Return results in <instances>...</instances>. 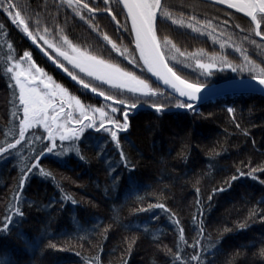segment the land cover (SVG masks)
Instances as JSON below:
<instances>
[{
	"label": "trees",
	"instance_id": "trees-1",
	"mask_svg": "<svg viewBox=\"0 0 264 264\" xmlns=\"http://www.w3.org/2000/svg\"><path fill=\"white\" fill-rule=\"evenodd\" d=\"M175 1L184 3L186 14L204 23L212 19L209 6L199 5L204 7L202 14L196 12L192 1ZM14 2L30 20L31 31L38 22L37 34H44L47 28V36L55 41L63 43L67 38L89 53L101 47L97 35L119 42V32L114 35L108 27L109 15L89 18L85 10L81 20L75 14L79 11L76 0L71 6L66 0ZM80 2L104 7L101 0ZM110 3L115 8L117 0ZM118 21L123 25L125 15L121 14ZM111 23L113 27L116 24ZM236 24L239 29L234 51L215 47L208 36L170 35L162 16L157 34L175 46L170 55L177 62H184L179 53H187L203 61L264 67V41L256 38L246 17L241 16ZM0 26V147H6V140L14 143L13 135L19 138V117L14 123L13 116L19 90L14 96L9 86L14 81L4 74L10 55L32 50L29 53L34 63L76 89L84 102L106 103L62 77L2 12ZM128 45L135 49L133 43ZM134 54L138 58L136 51ZM143 73L158 95L131 93L86 74H82L85 79L78 78L125 103L175 107L174 96L155 84L144 69ZM176 73L203 85L250 77L231 68L210 75ZM228 107L234 108V114L227 112ZM128 122L129 129L120 134V148L99 134L88 139L82 135L75 143L57 140L56 152L63 154L42 159L23 189L19 187L22 172L33 168L35 155L50 146L34 138L47 136V132L33 126L26 133L28 141H22L12 152L14 159L0 155V220L9 206H19L25 212L22 222L17 217L10 234L0 235V264H197L193 257L200 264L209 260L212 264H264V97L225 93L194 111H138ZM120 151L130 161L127 168L120 160ZM128 168L134 171L129 173ZM233 176L238 179L233 181ZM221 188L227 191L213 195ZM156 204H164L169 212L154 207L150 212L140 211Z\"/></svg>",
	"mask_w": 264,
	"mask_h": 264
},
{
	"label": "snow or ice",
	"instance_id": "snow-or-ice-1",
	"mask_svg": "<svg viewBox=\"0 0 264 264\" xmlns=\"http://www.w3.org/2000/svg\"><path fill=\"white\" fill-rule=\"evenodd\" d=\"M220 2L225 3L226 0H220ZM227 2L230 8H235L251 18V23L258 29L255 33L256 36L264 34V0H240L239 3H233L231 0H227ZM68 3L71 6L73 0H68ZM121 4L122 7H120ZM164 7V0H117L115 8L111 6L110 0H104V7L101 9L99 4L90 7L89 3H81L80 0H76L75 8L79 9V11H76L75 14L81 20H84L83 13L85 10L89 13V18L107 13L111 17L108 27L113 31V34L115 35L119 32L120 36L128 39L129 44L134 42L135 49H133V52L138 51L139 57L132 56L129 59L126 54L127 50L118 49L117 44L110 40L107 35L103 39L111 45V50H105L109 51V53L111 51H119V56L114 57V59L118 60L120 57L128 59V63L139 67L142 74H144L143 69L146 67L148 73H152L154 76L163 80L165 85H169L178 94V96L174 97L176 100V108L194 111L196 105L193 102L200 99L199 94L204 85L182 79L166 63V60H168V52H171L175 46L169 47L171 43L169 39L167 37H160L157 34L160 31L159 25ZM0 12L6 14L11 24L26 34L32 40L33 44L37 40H43L49 48L54 47L46 39L49 31L47 28L43 29L45 35H38L40 26L37 22L36 30H29L30 20L22 15V10L19 9L14 0H0ZM121 14H125V22L123 25L118 21V17ZM112 21L116 22L114 27L112 26ZM128 21L131 24L130 28L128 27ZM120 36H117V39ZM63 45L67 46L63 50V46L55 47V51L58 53L57 60L62 57L63 61H66L72 66L73 70L67 68L64 70L71 76L72 80L77 81L84 89H88L89 84L85 83L83 79H79L77 74H74V71L77 69L80 74H86L87 77H94L98 81L117 86L122 90L128 89L131 93H141L145 97L149 94L158 95V93L153 92L145 79H140L132 71H126L118 64L108 62L87 51H82L80 48L73 46L67 38L63 40ZM12 49L13 46L10 44L9 52H12ZM17 56H19L18 59ZM141 61L143 62L142 64L140 63ZM25 63L28 64L27 68L24 67ZM196 63L198 68L207 74H211V69L216 67L215 63H201L200 60H197ZM220 63L222 65L220 68L221 71L228 67L234 73L243 74L247 72L251 79L260 88L264 89V67H259L258 69L256 67H236L229 64L227 60H222ZM261 63L264 64V61ZM5 64L7 65L4 72L5 76L10 82L14 81V83H10L9 85L13 91V95L15 96L16 89L19 90V103L16 105V112L13 114L14 123L15 118L19 117V138L13 135L11 139L14 143H9L6 140V147H0V155L5 156V158L14 159L15 157L12 156V152L18 145H21L22 141H28L26 133L34 125L37 127L42 126L47 132V136L41 134L40 137H35L34 139L47 141L50 145H46L43 151L35 155L34 159L37 163L33 168H28L22 172V178L19 181V187L21 189L31 179L33 172L39 166L42 159L53 154H63L56 152L57 139L60 142L71 141L75 143L81 140L82 135L84 139H88L89 136L99 134L100 138L107 140L109 143L114 142L116 148L121 147L120 133H126L129 129V110H135L137 103L125 106L124 100L117 102V107L125 106L124 121L121 123L119 119L115 118L117 107H111L107 103H105L104 107H86L76 97L68 96L66 89L62 88L59 84H55L50 76H46L42 68L36 67L32 63V56L28 51H24L22 55H19V53L10 55L5 60ZM59 67H64L63 62L59 63ZM91 91L96 93L98 89L94 86L91 88ZM98 94L99 96L105 97V101L113 99L111 95H107L104 91H99ZM139 99L140 97H137L138 101ZM108 107H111V114L106 111ZM152 107L158 113L165 110L164 105L161 104L154 103ZM227 112L234 114L235 110L232 107H228ZM120 160L124 167L127 168L130 161L124 151H120ZM40 171L45 177L48 175L43 172V169ZM128 171L131 173L134 169L128 168ZM240 176H244V173L241 172ZM237 179V176L232 177L233 181ZM225 191L227 189H215L213 195ZM14 199H16V196H14ZM211 199L212 196L209 197V201ZM72 203L76 204L77 202L72 200ZM153 207L159 209L161 212H169L164 204L149 205L147 209H141L140 211L150 212ZM8 212H11V215ZM8 212H5L4 219L0 220V225L3 226L0 229V235L11 233L14 223H17V217L19 218V222H22L25 218V212L19 206H9ZM180 231L183 233V229H180ZM181 238L183 239V236ZM193 259L197 260V264H200L197 257H193ZM206 264H212V261L209 260Z\"/></svg>",
	"mask_w": 264,
	"mask_h": 264
},
{
	"label": "flooded vegetation",
	"instance_id": "flooded-vegetation-1",
	"mask_svg": "<svg viewBox=\"0 0 264 264\" xmlns=\"http://www.w3.org/2000/svg\"><path fill=\"white\" fill-rule=\"evenodd\" d=\"M88 1H91V0H88ZM101 1H104V0H101ZM188 1H192L194 3V7L196 9V12L202 13V14L205 13V11L203 12L204 7H202V6L199 7V5L203 4V5L209 6V9H208V11L210 13L209 17L212 19L210 21L204 23L203 19H201V18L198 19V18H195L193 16L186 14V5L184 3H181V2H178L175 0H167V3L165 4L164 11L161 14V16H162L163 20H165V25L167 26L169 34L174 35V36H179L181 34L189 33L191 35H196L197 37L208 36L215 43L214 44L215 47L218 46V47H221V48L229 50V51L236 50V48H237L236 33H237V30L239 29L237 27L236 23L238 22V20H241V16L243 17L244 15L237 12L240 15L239 16L238 14L233 12L234 10H232L230 8H226V7H223V6L208 2V1H205V2H202L199 0L198 1L197 0H188ZM199 10L200 11L202 10V12H199ZM244 17H246V16H244ZM249 22L253 27V24L251 23L250 20H249ZM253 29H254V27H253ZM254 32H255V30H254ZM22 34L25 37L24 33H22ZM38 35H45V34H38ZM100 36L101 35H97V37L100 39V42H101L100 43L101 47L99 48L98 51H96L97 55H101V56L104 55L103 57H106V58L109 57L111 59H113L114 56H116V57L119 56V51H111V53H109V51L105 50V49L111 50V45L108 44L107 41H104V39ZM256 38L258 39L257 36H256ZM46 39L49 42H51L54 45V47L49 48L48 45L45 44L43 40H37V42L57 63L63 62L64 68H67L69 70H73L72 66L69 65L66 61H63L62 57L59 58V60H57L58 53H56L55 47L63 46L62 47V50H63L67 46L63 45V43H61L60 41L58 42V41H55L53 38H49L48 36H46ZM26 40H27V38H26ZM119 42L120 43H126V45H127L128 39H125L124 36H120ZM72 45L75 46L74 44H72ZM31 47L33 50L36 51V49H34V47L32 45H31ZM75 47H77V46H75ZM117 47L120 50H124V47H122L121 44H119V43H118ZM169 47H172V45L170 44ZM128 48L129 49L127 50L126 54L128 55V58L131 59L132 56H135V54H134L135 52H133L131 50L130 46H128ZM81 50L84 51L83 49H81ZM30 51H32V50H29V52ZM110 54H113V55L110 56ZM179 55H180V58L184 61L183 63L188 65V67L184 66V64L182 62L175 61L174 55H168L169 57H168L167 62L170 64V66L173 68L174 71L181 73V74H184V75L185 74L210 75V74L204 73L201 69L198 68L196 61L199 59H196L195 56L189 55L187 53H179ZM118 61L120 62V64L123 65V66L121 65L123 69L124 68L127 70L129 69L128 71H133V73L135 75H137L138 77H140V79L146 80L145 74H142L141 69L134 64H129L128 59H124L123 57H120V59H118ZM201 61H203V60H200V62ZM207 61H210V60H205V61H203V63H208ZM214 61L217 62V64H216L217 66H216V69H211V74L214 71H221L220 68L222 67V65L220 63L221 60H214ZM124 66H126V67H124ZM229 69L230 68H227L224 70H229ZM45 71H47V70H45ZM187 71H190V72H187ZM50 74L53 76V78H55V75L53 72H50ZM74 74H77L78 76L85 79V77L79 73L78 69L74 71ZM56 80L59 81L57 78H56ZM62 84L66 90L69 91L70 89H72V88H70V86L64 84L63 82H62Z\"/></svg>",
	"mask_w": 264,
	"mask_h": 264
},
{
	"label": "water",
	"instance_id": "water-1",
	"mask_svg": "<svg viewBox=\"0 0 264 264\" xmlns=\"http://www.w3.org/2000/svg\"><path fill=\"white\" fill-rule=\"evenodd\" d=\"M226 8H230L229 4L226 0L225 3H221L220 0H205ZM231 2L233 3H239L240 0H231ZM122 7V4L120 5ZM244 16H246L250 21L251 18L248 17L245 13H241L239 12L237 9L235 8H230ZM107 14V13H105ZM108 15V14H107ZM125 15V14H124ZM116 23V22H115ZM253 24V23H252ZM128 27H131L130 21H128ZM255 33L256 31H258V29L256 28V26L253 24ZM25 37L27 38V40L30 42V44L34 47V49H36V51L52 66L55 68V70L62 76L64 77L67 81H69L70 83H72L74 86L78 87L79 89L95 96L96 98H99L100 100L110 103L112 105L117 106V102L119 100L116 99H112V100H108L105 101V97L99 96V91H97L96 93H93L91 91V86H89L88 89H84L83 86L81 84H79L77 81L72 80L71 76L68 75V73L64 70L65 68H61L59 67V63H57L42 47L41 45L36 42L35 44L32 43V40L30 38H28L26 36V34H24ZM259 40L264 41V37L261 36H257ZM133 46L135 48V44L133 42ZM137 57H139V52L136 51ZM141 64L143 63L142 61L140 62ZM167 63V61H166ZM169 66V65H168ZM170 67V66H169ZM145 72L147 73V75L152 79V81L157 84L159 87H161L164 91L168 92L169 94H171L172 96H178V94H176L174 92V89H171V87L169 85H165L163 80L159 79L158 77L154 76L152 73H148L146 67L144 68ZM182 78V77H181ZM184 79V78H182ZM225 93H250V94H254V95H259L264 97V89L260 88L255 81H253L251 79V77H237V78H231L228 80H224L221 82H215L213 84H209V85H204V87L201 89V93L200 95V99L198 101H194L193 103L198 106L216 96H219L221 94H225ZM129 104L125 103V106H127ZM125 106H119L121 108H124ZM165 110L162 111L164 113H170V112H177V111H183L185 109H178L176 107H164ZM138 111H155V109L152 107V105H144V104H137V108L135 110H129V116H134L137 114ZM158 113V112H156ZM161 113V112H159ZM123 119H124V114H123Z\"/></svg>",
	"mask_w": 264,
	"mask_h": 264
},
{
	"label": "rangeland",
	"instance_id": "rangeland-1",
	"mask_svg": "<svg viewBox=\"0 0 264 264\" xmlns=\"http://www.w3.org/2000/svg\"><path fill=\"white\" fill-rule=\"evenodd\" d=\"M66 1H68V0H66ZM119 43V42H118ZM119 44H121V46L122 47H124V49H126V50H128L129 48H128V44L126 45V43H119ZM118 45V44H117ZM84 50V49H83ZM132 50V49H131ZM85 51V50H84ZM90 54H93V55H97V52L96 53H90ZM168 55H170V52H168ZM97 56H99L100 58H102V59H104V60H106V61H108V62H111V63H115V64H118L121 68H122V64H120V62L117 60V59H111V58H106V57H103L104 55H97ZM110 56H111V54H110ZM114 57H116V56H114ZM169 57V56H168ZM19 57H17V59H18ZM167 61V60H166ZM211 61V62H210ZM210 61H207L208 63H215V64H217V62H215L214 60H210ZM32 63H34V61L32 60ZM168 63V62H167ZM201 63H203V61H201ZM35 64V63H34ZM122 65V66H121ZM168 65L170 66V64L168 63ZM35 66L36 67H38V65H36L35 64ZM217 66V65H216ZM24 67L25 68H27L28 67V64L27 63H25V65H24ZM124 67H126V66H124ZM171 67V66H170ZM40 68V67H39ZM228 67H226L225 69H227ZM43 70H44V73H46V76H50L51 78H52V81L55 83V84H59L62 88H64V86H63V84H62V82L61 81H57L56 80V78H53V76L50 74V72L48 71H45V69L44 68H42ZM125 69V68H124ZM212 69H216V67H214V68H212ZM126 71H128L127 69H125ZM174 71V70H173ZM133 72V71H132ZM178 75V74H177ZM140 78V77H139ZM90 86V85H89ZM65 89V88H64ZM99 91V90H98ZM67 95L68 96H74V97H76L77 99H79L80 101H81V104H83V105H85L86 107L87 106H92V107H104L105 106V103L104 104H96V105H93V104H90V103H86V102H84V100L83 99H81V97L78 95V92L76 91V89H74V90H72V89H70L69 91L67 90ZM114 99V98H113ZM117 100V99H116ZM104 102V101H103ZM107 103V102H106ZM126 104H129V103H126ZM107 105H110L111 107H114L115 105H112V104H110V103H108ZM111 107H108V108H106V111L107 112H109L110 114H111ZM90 114V113H89ZM123 114H124V108H122V110L121 111H119L118 112V109H117V114L115 115V118H117V119H119L120 120V122L121 123H123V121H124V119H123ZM98 118V117H97ZM34 126H36V125H34ZM41 127V126H40Z\"/></svg>",
	"mask_w": 264,
	"mask_h": 264
}]
</instances>
